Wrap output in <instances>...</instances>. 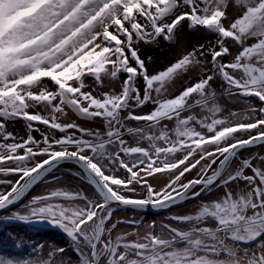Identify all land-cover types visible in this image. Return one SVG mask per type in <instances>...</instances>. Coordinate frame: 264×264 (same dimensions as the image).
I'll use <instances>...</instances> for the list:
<instances>
[{
  "label": "snow or ice",
  "instance_id": "1",
  "mask_svg": "<svg viewBox=\"0 0 264 264\" xmlns=\"http://www.w3.org/2000/svg\"><path fill=\"white\" fill-rule=\"evenodd\" d=\"M0 264H264V0H0Z\"/></svg>",
  "mask_w": 264,
  "mask_h": 264
},
{
  "label": "rangeland",
  "instance_id": "2",
  "mask_svg": "<svg viewBox=\"0 0 264 264\" xmlns=\"http://www.w3.org/2000/svg\"><path fill=\"white\" fill-rule=\"evenodd\" d=\"M149 218H151V217H149Z\"/></svg>",
  "mask_w": 264,
  "mask_h": 264
}]
</instances>
